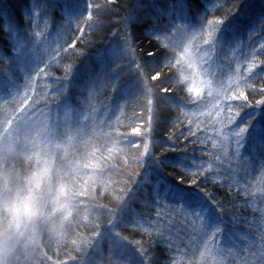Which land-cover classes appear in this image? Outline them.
Instances as JSON below:
<instances>
[{
	"label": "clouds",
	"instance_id": "clouds-1",
	"mask_svg": "<svg viewBox=\"0 0 264 264\" xmlns=\"http://www.w3.org/2000/svg\"><path fill=\"white\" fill-rule=\"evenodd\" d=\"M189 3L123 0L121 12V0H79L74 19L37 29L25 18L22 28L5 31L0 264H139L151 241L169 239L165 225L152 224L151 231L133 215L140 182L159 170L168 143L206 149V171L238 163L234 140L245 129L237 127L240 111L233 102L240 101L248 69L233 63L238 42L225 37L217 17L208 8L187 10ZM111 13L118 15L106 19ZM77 41L90 51L77 48ZM145 42L153 46L151 62L143 58ZM56 67L63 75H55ZM129 83L140 101L138 119L98 120V104L118 102ZM160 125L167 132L158 141ZM261 185L264 167L247 177L245 194L264 193ZM105 235L112 241L107 249L100 246ZM210 241L180 247L182 238H176L175 249L161 242L167 248L161 264H219ZM148 259L156 261L155 253Z\"/></svg>",
	"mask_w": 264,
	"mask_h": 264
},
{
	"label": "trees",
	"instance_id": "trees-1",
	"mask_svg": "<svg viewBox=\"0 0 264 264\" xmlns=\"http://www.w3.org/2000/svg\"><path fill=\"white\" fill-rule=\"evenodd\" d=\"M33 3V0H0V51L9 52V44L5 31L8 30L7 27L11 28L13 25L22 28L24 26V20L26 17L27 10ZM46 3L50 7L49 16V27L53 24L67 18H75L76 9L75 5L79 3V0H46ZM215 3V0H190L187 10L193 12H203L206 8L209 10L211 16L217 18L225 19V26L223 29L225 37L229 41H245L248 39V35L253 31L261 20H264V0H221V3L216 4V9L214 11L211 9V4ZM123 0H121L120 11L124 9L122 7ZM179 10L184 11L182 5L178 6ZM118 15V13H111L105 16L106 19H111L112 16ZM136 38L138 40L143 39L141 35V29L136 28L135 30ZM258 38V36H257ZM255 43V41L253 42ZM77 48L82 49L85 54L90 51V49L82 45L79 41L76 44ZM143 48V58L146 62H151L152 57L148 56V53L153 50V46L150 44L142 43L140 45ZM246 51V50H245ZM159 54H157V59ZM83 58L77 61L78 64H82ZM83 67V65L81 66ZM261 67H264L262 65ZM256 71H260L259 68ZM56 76L63 75V69L56 67L54 69ZM264 86L261 81L257 79L253 84L254 88H259ZM248 95V102L253 105L241 113L243 119H248L253 115H256V120L253 127L250 130V135L248 138L247 149L245 154H248V149L253 148L254 140L261 139L264 140V105H256L255 101L261 99V96L256 94L253 95L251 88L245 89ZM119 101H113L111 99L105 100L103 103L98 104L96 118L98 120H103L106 124H111L112 122L119 121L121 124L127 122H134L138 119V113L140 112L138 100V94L134 84L129 83L128 86L120 93ZM234 104H239L240 101H234ZM164 115H168L165 113ZM239 122V118H237ZM167 125H160V130L156 132L155 138L159 141L160 139H166ZM177 147L185 149L186 151L172 152L167 149L160 155V159H167L165 164L161 166V174L166 176V181L172 186L175 191L182 192L184 196L195 199L204 196V192H208L210 195L215 196L216 200L226 206V226L228 229L233 231L239 230L240 232L248 233L253 239L259 241V233L264 232V216L261 215V210L264 209V193L257 191L255 198L250 195H246V185L247 176L244 172H238L237 179L243 181L239 186L233 185L232 188L221 186L224 181L213 182L204 181V176H198L196 184L191 182V172H188L182 167H174L171 162H174L177 156H184L187 154L190 157H194L197 161L208 162V157L202 156L198 145L190 144L188 141L181 143L179 140L175 143ZM159 153V149L157 150ZM264 158V151L257 152L256 156L250 160L252 164V169L256 170L260 167L261 159ZM192 161H188L191 163ZM256 175V171L254 173ZM183 178V183L177 187L172 182H179ZM264 187V185H261ZM203 190V191H202ZM151 191V185L146 184L141 189V192ZM207 198V197H206ZM153 211L146 207L143 196L138 198V202L133 206V215ZM233 215L238 219L233 220ZM153 219L155 217L153 216ZM249 223L253 227L249 228ZM178 228L181 226L177 225ZM182 231V229H181ZM179 233L173 232L172 236L175 237ZM137 238H140L139 233H136ZM189 236L182 238V243L180 247H191L188 243L192 244L198 243V238ZM112 243L111 238L107 235L100 238V246L107 249ZM150 251L155 253L157 258V264L167 260L165 255L167 248L161 243H153L151 245ZM217 259H220L217 257ZM227 264V261H224Z\"/></svg>",
	"mask_w": 264,
	"mask_h": 264
},
{
	"label": "snow or ice",
	"instance_id": "snow-or-ice-1",
	"mask_svg": "<svg viewBox=\"0 0 264 264\" xmlns=\"http://www.w3.org/2000/svg\"><path fill=\"white\" fill-rule=\"evenodd\" d=\"M219 3H221V0H215V3L211 4L210 10L214 11L216 4ZM49 16L50 7L46 0H33L26 13L30 25L37 29L49 25ZM217 22L225 26L224 19L217 18ZM7 28L10 30L9 27ZM254 41L255 43H253ZM233 63L241 64L242 72L244 68L248 69L247 72H243L239 83V87L243 89L240 93V103L235 105L240 111V115L237 117L239 118L237 127L245 129L243 138L234 140L236 148L241 153L240 160L237 164L230 167L213 164L212 169L206 171L209 161H197L194 157H190L187 154L177 156L171 164L174 167H182L191 172L192 184H196L197 177L204 173L203 182L205 183L208 181H224L221 186L229 188H232L233 185L239 186L243 181L237 179L238 172H244L247 177L254 176L256 170L249 169L250 160L256 156L257 152L264 151V140L255 139L253 148L248 149V154L245 155L250 130L256 120V115L253 112V115L248 119H243L241 115L243 110L253 106L248 102V95L245 92L246 88H251L253 95L258 94L261 96V99L255 101L256 105H264V86L258 89L253 87L257 79L264 85V67H261L264 65V20H261L257 27L249 33L247 40L238 42ZM257 68L260 71H256ZM64 70L66 72L70 71V66ZM167 148L172 152L186 151L177 147L173 142H169ZM205 150L203 148L200 149L201 152ZM190 160L192 162L188 163ZM165 161L168 160L160 159L158 162L159 170L146 173L140 182L139 194L144 197L146 207L153 211H149L146 215L140 213L135 216L143 226L148 227L151 231L156 230L152 227V224L165 225L167 231L163 235L169 239L151 241L149 250L144 251V257L140 259L139 264H157V261L148 259L151 244L164 242L175 249L177 245L173 242L174 239L189 236L196 237L199 240L211 236L210 246L217 257L220 258L218 259L219 264H224L225 260L227 264H264V232L259 233V241H257L246 232L228 229L226 226V206L218 202L215 196L210 195L206 191L204 196L195 199H190L184 196L182 192L175 191L166 181V176L160 175L161 166L165 164ZM260 167H264V158L261 159ZM183 182V178H181L179 182L173 181L172 183L179 187ZM146 184L151 185V191L142 193L141 189ZM153 216L155 219H153ZM237 219L233 215V220ZM177 225L181 227L178 228ZM251 227L253 225L249 223V228ZM173 232H178L179 234L173 237Z\"/></svg>",
	"mask_w": 264,
	"mask_h": 264
}]
</instances>
